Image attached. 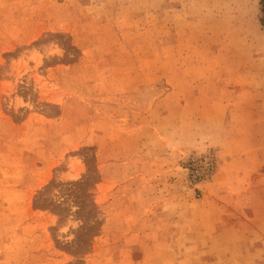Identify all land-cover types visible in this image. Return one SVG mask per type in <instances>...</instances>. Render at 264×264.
Instances as JSON below:
<instances>
[{
  "label": "rangeland",
  "instance_id": "374dc122",
  "mask_svg": "<svg viewBox=\"0 0 264 264\" xmlns=\"http://www.w3.org/2000/svg\"><path fill=\"white\" fill-rule=\"evenodd\" d=\"M263 21L260 0H0V264H264V134L231 163L207 126L235 90L264 122Z\"/></svg>",
  "mask_w": 264,
  "mask_h": 264
},
{
  "label": "crops",
  "instance_id": "0c3cea01",
  "mask_svg": "<svg viewBox=\"0 0 264 264\" xmlns=\"http://www.w3.org/2000/svg\"><path fill=\"white\" fill-rule=\"evenodd\" d=\"M233 82L235 81V77ZM250 97V96H249ZM241 97L239 91H233L229 95H221L219 98L216 97L214 100L209 98L207 100V114L212 119H209L207 126L218 132V137L212 136L215 141V145H218L217 151L221 155L227 158V154L231 153L230 162H242V151H251V145L240 144V140L245 138L251 141V130L252 133L264 134V122L262 124H256L251 128V115L248 113L247 118H244L243 108L245 102L250 105L251 98ZM215 101L214 108L210 106ZM242 103V104H241ZM250 110V106H248ZM246 121V122H245ZM242 138V139H241ZM264 138V137H263ZM237 142V146H233L230 142ZM264 144V143H263Z\"/></svg>",
  "mask_w": 264,
  "mask_h": 264
},
{
  "label": "trees",
  "instance_id": "16d2710c",
  "mask_svg": "<svg viewBox=\"0 0 264 264\" xmlns=\"http://www.w3.org/2000/svg\"><path fill=\"white\" fill-rule=\"evenodd\" d=\"M260 2H261V11H262V13L264 14V0H260ZM263 26H264V21H263Z\"/></svg>",
  "mask_w": 264,
  "mask_h": 264
}]
</instances>
